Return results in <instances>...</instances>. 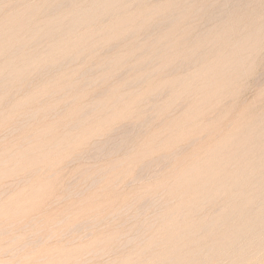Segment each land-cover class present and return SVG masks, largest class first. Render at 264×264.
<instances>
[{"label": "rangeland", "instance_id": "rangeland-1", "mask_svg": "<svg viewBox=\"0 0 264 264\" xmlns=\"http://www.w3.org/2000/svg\"><path fill=\"white\" fill-rule=\"evenodd\" d=\"M263 25L264 0H0V264H264Z\"/></svg>", "mask_w": 264, "mask_h": 264}, {"label": "bare ground", "instance_id": "bare-ground-1", "mask_svg": "<svg viewBox=\"0 0 264 264\" xmlns=\"http://www.w3.org/2000/svg\"><path fill=\"white\" fill-rule=\"evenodd\" d=\"M94 6H95V5H94ZM90 7H91V6H90ZM158 10H159V9H158ZM86 11H87V10H86ZM106 16H107V15H106ZM119 17H120V16H119ZM263 26H264V25H263ZM260 29H261V28H260ZM261 30H262V29H261ZM1 32H2V31H1ZM262 32H263V31H262ZM182 39H183V38H182ZM70 40H72V39H70ZM177 43H178V42H177ZM178 44H179V43H178ZM215 55H216V54H215ZM215 58H216V57H215ZM217 58H218V57H217ZM221 62H223V61L221 60ZM214 69H215V68H214ZM217 71H218V70H217ZM232 72H233V71H232ZM208 76H209V75H208ZM221 76H223V75H221ZM221 76H220V77H221ZM206 78H207V77H206ZM173 83H174V82H173ZM178 83H179V82H178ZM178 83H177V84H178ZM207 83H208V82H207ZM205 84H206V83H205ZM213 84H214V83H213ZM210 86H211V85H210ZM212 86H213V85H212ZM220 86H221V85H220ZM213 87H214V86H213ZM222 88H223V87H222ZM228 88H229V87H228ZM205 89H206V88H205ZM214 89H215V88H214ZM212 92H213V91H212ZM209 93H210V92H209ZM203 95H204V93H203ZM209 95H210V94H209ZM206 96H207V94H206ZM215 96H217V95H215ZM201 97H202V96H201V93H200V98H201ZM208 97H209V96H208ZM210 97H212V96H210ZM203 98H204V97H203ZM206 99H207V97H206ZM214 99H215V98H214ZM202 101H205V100L202 99ZM206 101H208V100H206ZM206 101H205V102H206ZM214 101H215V100H214ZM140 125H141V124H140ZM190 125H191V124H190ZM260 126H261V125H260ZM259 129H260V128H259ZM241 132H243V131L241 130ZM127 133H129V132H127ZM243 133H245V132H243ZM240 134H241V133H240ZM255 134H256V133H255ZM255 134H254V135H255ZM261 134H262V133H261ZM123 135H124V134H123ZM260 136H261V135H260ZM262 136H263V135H262ZM243 138H244V137H243ZM260 138L263 140L262 137H260ZM259 140H260V139H259ZM248 144H249V143H248ZM251 144H252V142H251ZM256 145H257V143H256ZM249 146H250V145H248V147H249ZM207 147H208V146H207ZM246 147H247V146H246ZM207 149H209V148H207ZM207 149H206V150H207ZM258 149H259V148H258ZM254 150H255V149H253L252 151H254ZM220 151H221V150H220ZM221 152H222V151H221ZM240 152H242V151H240ZM262 152H263V151H262ZM262 152H261V153H262ZM206 153H207V151H206ZM214 153H215V152H214ZM237 153H238V152H237ZM233 154H234V157H235V153H234V152H233ZM239 154H240V153H239ZM239 154H238V155H239ZM211 155H212V154H211ZM232 156H233V155H232ZM236 156H237V155H236ZM253 156H254V155H253ZM236 158H238V157H236ZM160 160H161V159H160ZM210 160H211V159H210ZM230 160H231V159H230ZM246 160H248V159H246ZM155 162H156V161H155ZM242 162H243V161H242ZM248 162H249V161H248ZM181 167H182V166H181ZM259 167H260V166H259ZM227 168H229V167H227ZM255 168H256V167H255ZM152 169H153V168H152ZM138 170H139V169H138ZM34 174H35V173H34ZM177 174H178V173H177ZM210 174H211V173H210ZM247 174H248V173H247ZM186 176H187V175H186ZM242 176H243V175H242ZM244 177H245V176H244ZM258 177H259V176H258ZM156 178H157V177H156ZM15 179H16V178H15ZM135 179H136V177H135ZM259 179H260V178H259ZM179 180H182L183 182H188V181H189L188 179H185V177H180ZM215 180H216V179H215ZM19 181H20V180H19ZM238 181H239V180H238ZM246 181H247V180H246ZM134 182H135V181H134ZM140 182H141V181H140ZM225 182H226V181H225ZM236 182H237V181H236ZM25 183H26V182H25ZM250 183H251V182H250ZM250 183H249V184H250ZM17 184H18V183H17ZM129 184H130V183H129ZM174 184H175V183H174ZM177 185H178V184H177ZM180 185H181V184H180ZM251 185H252V183H251ZM127 186H128V185H127ZM201 186H202V185H201ZM203 186H204V185H203ZM203 186H202V187H203ZM16 187H17V186H16ZM261 187H262V186H261ZM238 188H239V186H238ZM262 188H263V187H262ZM0 189H1V188H0ZM204 189H206L205 186H204ZM207 189H208V188H207ZM260 189H261V188H260ZM254 191H255V190H254ZM193 192H194V191H193ZM213 192H214V191H213ZM217 192H218V191H217ZM251 192H252V191H251ZM257 192H258V191H257ZM228 193H229V192H228ZM253 193H254V192H253ZM260 193H263V192L260 191ZM3 194H4V193H3ZM243 194H244V193H243ZM255 194H256V193H255ZM252 195H253V194H252ZM252 195H251V196L249 195V196L252 197ZM245 196H246V195H245ZM256 196H257V194H256ZM259 196H261V195H259ZM242 197H244V196H242ZM253 197H254V195H253ZM253 197H252V198H253ZM245 198H247V197H245ZM255 198H256V197H255ZM260 198L262 199V196H261ZM263 198H264V197H263ZM230 199H231V198H230ZM238 200H239V199H238ZM256 200H257V198H256ZM259 200H260V199H259ZM244 201H245V200H244ZM251 202H252V201H251ZM237 203H238V202H237ZM237 203H235V204H237ZM241 203H242V202H241ZM241 203H240V204H241ZM253 203H254V202H253ZM260 203H261V202H260ZM257 205H258V204H257ZM140 206H141V205H140ZM141 208H142V207H141ZM249 208H250V207H249ZM263 208H264V206H263ZM258 209H259V208H258ZM239 210H240V209H239ZM239 210H237V211H235V212H236V213H240L241 210H240V211H239ZM260 210H261V209H260ZM251 211H252V210H251ZM260 212H261V211H260ZM248 213H249V212H248ZM263 214H264V213H263ZM242 215H244V214L242 213ZM228 216H229V215H228ZM228 216H227V217H228ZM247 216H251L250 213H249V215H247ZM257 216H259V214H257ZM259 217H260V216H259ZM261 217H262V215H261ZM242 218H243V217H242ZM244 218L246 219V217H244ZM257 218H258V217H257ZM258 219H259V218H258ZM261 220H262V219H260L259 221H261ZM250 221H252V220L250 219ZM259 221H258V222H259ZM209 222H210V221H209ZM230 223H231V222H230ZM254 224H255V223H254ZM231 226H232V225H231ZM241 226H242V225H241ZM24 227H25V226H24ZM24 227H23V228H24ZM244 227H245V226H244ZM150 228H151V227H150ZM161 228H162V227H161ZM204 228H205V227H204ZM209 228H210V227H209ZM222 228H223V227H222ZM247 228H248V227H247ZM206 229H207V228H206ZM2 231H3V230H2ZM17 231H18V230H17ZM238 231H239V230H238ZM251 233H252V232H251ZM255 234H256V233H255ZM248 236H249V235H248ZM211 238H212V237H211ZM242 238H243V237H242ZM246 238H247V237H246ZM222 239H223V238H222ZM207 240H208V238H207ZM11 242H12V241H11ZM212 248H213V247H212ZM212 248H211V249H212ZM207 249H209V251H211L210 248H207ZM229 250H230V249H229ZM6 253H7V252H6ZM239 255H240V254H239ZM14 256H15V255H14ZM14 256H13V257H14ZM227 260H228V259H227Z\"/></svg>", "mask_w": 264, "mask_h": 264}]
</instances>
